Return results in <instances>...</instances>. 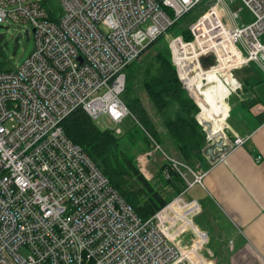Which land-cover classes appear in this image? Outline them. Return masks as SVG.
<instances>
[{
	"label": "built area",
	"instance_id": "2783aa9c",
	"mask_svg": "<svg viewBox=\"0 0 264 264\" xmlns=\"http://www.w3.org/2000/svg\"><path fill=\"white\" fill-rule=\"evenodd\" d=\"M201 1L0 0V23L26 24L35 34L27 60L0 70V264L209 262L201 253L209 234L194 219L201 203L187 195L206 171L169 154L123 99L128 65ZM241 2L254 15L249 23H235L240 8L228 10L229 25L224 1L214 0L189 26L191 39H170L178 76L202 110L204 72L218 68L225 76L226 98L243 88L235 69L250 62L264 68V0ZM78 108L96 122H114L107 128L117 135L131 113L150 140L142 168L160 154L167 177L176 171L187 188L140 218L66 134L63 121ZM223 136L231 148L247 140Z\"/></svg>",
	"mask_w": 264,
	"mask_h": 264
},
{
	"label": "trees",
	"instance_id": "16d2710c",
	"mask_svg": "<svg viewBox=\"0 0 264 264\" xmlns=\"http://www.w3.org/2000/svg\"><path fill=\"white\" fill-rule=\"evenodd\" d=\"M181 33L188 40L193 37L189 28ZM163 35L151 42L139 58L128 65L126 69L128 79L123 99L130 111L138 115L144 126L161 144L165 141L161 130L163 129L172 140L177 154L193 169L203 170L201 166L204 148L211 142L202 121L204 118L212 117V113L200 98L199 103L203 108L201 115L205 116L199 119L200 107L184 88L178 76L169 42L157 45ZM203 62L210 63V58H205ZM136 65L139 66V72L134 68ZM13 67L8 66L4 58V45L0 40V70ZM136 80L142 83L159 123L150 115L141 99L132 96ZM63 125L66 134L87 152L140 218L144 220L151 218L187 188L186 181L176 171L169 168L170 175L167 177L165 174L167 163L159 169L158 184L145 176L136 155L131 150L142 145L138 151H146L150 147V140L137 123L129 134L117 135L111 129L101 128L83 108H78L65 118ZM188 192L189 190L187 195Z\"/></svg>",
	"mask_w": 264,
	"mask_h": 264
},
{
	"label": "crops",
	"instance_id": "0c3cea01",
	"mask_svg": "<svg viewBox=\"0 0 264 264\" xmlns=\"http://www.w3.org/2000/svg\"><path fill=\"white\" fill-rule=\"evenodd\" d=\"M223 1L221 12L229 25L250 22L245 19L247 7L242 6L241 0ZM233 9H240L235 23L228 12ZM255 66L264 74V68L258 62H250L234 70L243 89L232 94L229 102L234 109L232 125L236 129L238 117L239 132H236L247 137L246 142L236 148L230 147L225 156L214 162L204 154L201 166L206 171L201 185L204 192L202 197H194L202 198V212L194 219L209 234V241L201 251L209 260L205 264H264V110L256 108L264 107V104L246 84L248 79L257 78ZM239 69L243 72L237 76ZM206 77L214 85L204 91L202 101L216 122L212 128L216 133L224 126L227 114L224 97L228 90L216 71L209 72ZM215 105H218L217 109L213 107ZM230 134L227 136L231 141L237 137H232L231 131ZM258 155L262 156L260 160H257Z\"/></svg>",
	"mask_w": 264,
	"mask_h": 264
},
{
	"label": "rangeland",
	"instance_id": "374dc122",
	"mask_svg": "<svg viewBox=\"0 0 264 264\" xmlns=\"http://www.w3.org/2000/svg\"><path fill=\"white\" fill-rule=\"evenodd\" d=\"M211 3H214V0H202L198 5H196L192 10H190V12H188L181 19H179V21L166 34H164L161 37V39L158 41L157 45H159V44L162 45L165 42H169V45H170V39L173 36L180 34L183 30L188 29L189 26L197 18H199L202 14L205 13V11L211 5ZM244 14H245V19L247 20V22L252 21L254 19V15L247 8H245ZM1 25L4 26V27H0V38L3 41V45H4V58L8 62V66L21 65L23 62H25L27 60L30 52L33 50V48L35 46L34 31L32 29L28 30L29 26L26 24L0 23V26ZM261 39L264 40V35L261 36ZM17 44H18V46L16 49V53L14 54L13 53L14 52V46H16ZM255 67H256V71L258 72L257 78H250V80L248 79L246 81V84H247L248 88H250L251 91L254 92L256 94V96L264 104V78L262 76L264 74L262 73V70L258 66H255ZM134 68L136 69L137 72L140 71L138 65L134 66ZM217 70H218V68H213L210 71L204 72L203 76H206L209 72L211 73L212 71H217ZM246 70H247V68L245 69V71ZM240 72H243V71H241L239 69V71L237 72V76ZM259 77H261V79ZM137 79H139V78H137ZM222 79H223V81H225V76H223ZM135 84L136 85H135L134 93L132 94V96H134V95L138 96L141 99L142 104L149 110V113L154 118V120L155 121L159 120L158 116L156 115V113L153 111V109L151 107L150 100H149L140 80H136ZM212 85H214V83L211 82V80L209 81V80L204 79L202 90L205 91L206 89H208ZM232 94H234V93H232ZM231 95L224 98V103L227 106V114H226V117L224 120L223 129L221 131H223L225 133V135H230V136H231V134H230V131H231L232 137H234V136H239L238 133L236 132V130L239 132V129H238L239 121H238V119H237L238 117H237L235 120V122L237 123L236 129H235L234 126L232 125V118H231L232 112L234 111V109H233V106H231V104L229 103L230 99L232 97ZM203 97H204V95H201V98H203ZM196 103H197V101H196ZM201 111H202V109L200 108V112L198 113V117L200 120L203 116H205V115H201ZM212 111H213V109H212ZM229 114H230V116H229ZM134 115L137 118H139L137 114H134ZM206 121L210 125H212V128L216 124L215 120L212 119L211 117L206 118L205 127H206L207 131H208V126H207L208 123H206ZM135 123H136V119L134 118V116L131 113L128 114V116L125 117L124 120L122 121V123H120V125H119V127L123 130V133L121 135L129 134L130 130L135 128V126H134ZM157 123H159V122L157 121ZM202 123H204V122L202 121ZM97 124L103 129L107 128V127L113 128L115 126V123L110 121V120H107V121L101 120V121L97 122ZM158 126L160 127L161 125L158 124ZM161 130L163 132V137L165 139L164 143H162L164 149L169 154L175 155V156L179 157L180 159H182L179 156V154H177V152L175 151V146L172 143V140L168 137L167 133H165L163 131V129H161ZM227 131L229 132V134L227 133ZM208 138H209L210 142H212L214 140L212 138V135H210L209 131H208ZM124 140H126V138ZM142 147L143 146L140 145L139 148H134L131 150V152L136 155V158L139 162V166H140L142 172L145 174V176H147L152 182H155L156 184H158L159 183V175H157V174L159 172L160 167L165 163L164 159H163L162 155L156 154L153 157V159H151L146 164V166L142 168V165L139 161V156L150 149V147H149L148 149H146V151H143V150L138 151ZM203 192H204L203 187H201L200 185H196L191 190H189L188 195L194 196V197L195 196L202 197ZM201 207H202V205H201ZM200 211L202 212V208ZM190 235L191 234L188 233V237Z\"/></svg>",
	"mask_w": 264,
	"mask_h": 264
},
{
	"label": "water",
	"instance_id": "95a60500",
	"mask_svg": "<svg viewBox=\"0 0 264 264\" xmlns=\"http://www.w3.org/2000/svg\"><path fill=\"white\" fill-rule=\"evenodd\" d=\"M0 27L4 26L1 25ZM17 46L18 44L14 46V54L16 53ZM215 136L216 139H214L204 148V154L209 156L213 162L220 159L230 149V144L227 142L226 138H224L222 131L216 132Z\"/></svg>",
	"mask_w": 264,
	"mask_h": 264
},
{
	"label": "bare ground",
	"instance_id": "6f19581e",
	"mask_svg": "<svg viewBox=\"0 0 264 264\" xmlns=\"http://www.w3.org/2000/svg\"><path fill=\"white\" fill-rule=\"evenodd\" d=\"M228 93V92H227ZM225 98V97H224ZM218 105H215V106H213L214 108H216ZM217 109V108H216ZM206 123H208L207 121H206ZM207 126H208V131H209V133H210V135H212V138L213 139H216V136H215V133H214V131H213V129H212V125H210L209 123L207 124ZM112 185V184H111ZM191 257H192V255H190Z\"/></svg>",
	"mask_w": 264,
	"mask_h": 264
}]
</instances>
